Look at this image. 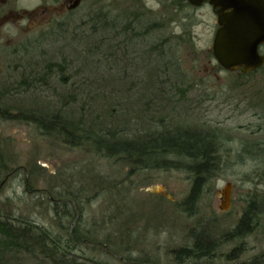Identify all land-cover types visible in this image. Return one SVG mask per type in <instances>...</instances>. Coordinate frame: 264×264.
Returning <instances> with one entry per match:
<instances>
[{
    "label": "rangeland",
    "instance_id": "rangeland-1",
    "mask_svg": "<svg viewBox=\"0 0 264 264\" xmlns=\"http://www.w3.org/2000/svg\"><path fill=\"white\" fill-rule=\"evenodd\" d=\"M139 1L134 9L140 12L151 9L154 12L152 16H156L157 13L163 15L162 11L166 10L158 6L156 0ZM90 2L92 0L83 1L74 16L70 27L79 25L76 31L83 29L81 22H77V16L85 15ZM36 4L33 0H19L17 6L28 10L29 14L10 25L0 26V85L14 79V66H25L27 70L29 58L36 54L35 59L39 60L41 52L54 44L43 39L47 26L53 22L45 23L48 16L34 11ZM131 4V0L99 1V6L112 16H119ZM177 16L176 24L158 34L166 37L172 32L183 37L181 47L176 51L175 48L168 51L175 38H171L165 46L168 53L175 52L180 59L178 65L174 64L178 72L174 75L176 78L171 73L170 79H177L182 87L189 86L186 100L175 104L178 105L173 113L176 118L170 123L214 131L221 158L216 175L204 187L196 211L186 216L178 206L187 195L191 182L184 169L146 170L130 176L129 167L97 157L91 151L72 148L53 138L41 136L24 122L0 119V139L6 143L9 159L15 167H20L14 174L0 180V214L3 217L14 219L16 223L21 219L29 220L46 230L55 231L61 226L69 228L78 211L91 235L108 243L109 250L115 251L118 256L126 258L130 255L139 264H190L174 262L168 251L185 242L190 243L192 238L187 236L189 228H208L213 238L220 241V247L211 259L191 261L192 264H244L250 263L254 257L264 262V217L242 239L245 251L238 259L231 262L225 260V254L236 246L237 241H226L224 238L225 233L235 226L250 197L253 196L256 202L261 201L264 213V147L259 148L258 154L251 149L255 147L254 142L264 146V68L239 78L238 70L229 72L219 67L211 52L217 23L209 5L183 6L178 9ZM70 32L68 30L66 36ZM145 58L146 55H143L142 61ZM142 61L137 64L138 68L142 67ZM160 64L159 60L145 68L144 76L150 77V84L155 83L156 67ZM82 77L65 81L68 84L81 83ZM165 78L161 77L162 80ZM237 81L239 84H236ZM98 87L107 94L113 90L107 85ZM122 90L134 95L139 88L127 85ZM115 99L114 96L109 98L112 102ZM119 99L121 103L125 100L124 97ZM168 101L174 103L170 95ZM151 106L155 109L156 100L151 102ZM117 108L120 110L121 106ZM166 108L170 111L171 107ZM141 112L134 110L129 115L134 123ZM155 113L150 115H163L159 111ZM133 126L136 128V124ZM126 132L129 133V130ZM55 176L56 179H53ZM228 183H231L230 206L227 211H221L222 196L219 191ZM54 201L63 202V205L66 201L73 203L74 215L70 220L63 213L55 212L50 204ZM129 213L133 215L135 228L143 225L144 234L141 239L130 243L131 253L123 249L124 244H128L124 236V215ZM96 221L99 227L94 224ZM34 252H23L17 260L8 264H37L45 255L37 250ZM84 253L100 264H126L118 258L104 255L101 249L86 250Z\"/></svg>",
    "mask_w": 264,
    "mask_h": 264
},
{
    "label": "trees",
    "instance_id": "trees-1",
    "mask_svg": "<svg viewBox=\"0 0 264 264\" xmlns=\"http://www.w3.org/2000/svg\"><path fill=\"white\" fill-rule=\"evenodd\" d=\"M99 1L92 0L85 15L77 16V22H81L83 28L80 31H76L79 25L70 27L75 15L47 26L43 39L54 43L51 48L41 52L39 60L35 59L36 54L29 58L27 70L25 66H14V79L0 85V119L24 122L41 136L129 167L130 176L146 170L184 169L191 182L187 195L178 206L186 216H191L205 185L216 175L221 162L220 150L216 147L214 131L170 123L176 118L173 113L178 105L175 104L186 100L185 94L189 92V86L182 87L177 79H170L171 73L173 76L178 73L174 64L178 65L180 59L175 52L168 51L179 49L183 37L172 32L166 37L158 36L178 22L179 8L190 5L186 0L163 2V7L168 10L162 11L163 15L152 16L151 9L135 10L140 1L131 0L129 8H124L119 16H112L99 6ZM68 30L71 32L66 36ZM171 38L176 40L167 51L165 46ZM143 55L147 58L142 61ZM159 60L161 64L156 67L155 83L150 84L151 79L144 76V70ZM140 61L143 65L138 68ZM256 72L247 75L238 72V76L247 77ZM80 76H83L81 83L65 81ZM99 85L111 86L113 90L107 94L98 90ZM127 85L138 86L139 90L134 91L137 94L129 95L130 92L122 90ZM169 95L174 103L168 101ZM16 96L18 98L14 99ZM112 96L116 98L114 102L109 100ZM120 97L125 98L123 103ZM154 100L155 109L151 106ZM134 101V105H130ZM169 106L170 111L166 108ZM165 108L167 110L163 111ZM134 110L142 111L136 123L129 116ZM155 110L163 115H150ZM19 168L9 159L6 143L0 139V180ZM70 199L73 201L74 197ZM59 202L50 203L57 214L61 212L67 219L74 215L72 203L63 205ZM262 217L261 201L256 202L253 196L250 197L235 226L224 235L226 241H237L236 246L225 254L226 261L238 259L245 251L242 239L254 230ZM75 232L76 227L73 234ZM188 232L187 236L192 238L190 243L185 242L168 251L174 262L192 264L191 261L211 259L221 244L213 238L212 231L192 227ZM49 237L46 229L38 224L23 219L16 223L0 214V264L17 260L23 252L35 254L36 250L55 264H64L65 259L52 248L54 244L46 240ZM261 262L254 257L244 264H264ZM65 264L87 263L68 257Z\"/></svg>",
    "mask_w": 264,
    "mask_h": 264
},
{
    "label": "water",
    "instance_id": "water-1",
    "mask_svg": "<svg viewBox=\"0 0 264 264\" xmlns=\"http://www.w3.org/2000/svg\"><path fill=\"white\" fill-rule=\"evenodd\" d=\"M193 7L207 3L216 16L217 28L211 52L225 71L248 74L264 64L259 45L264 44V0H186ZM75 0L71 8L78 6ZM231 183L219 191L220 210L230 206Z\"/></svg>",
    "mask_w": 264,
    "mask_h": 264
},
{
    "label": "flooded vegetation",
    "instance_id": "flooded-vegetation-1",
    "mask_svg": "<svg viewBox=\"0 0 264 264\" xmlns=\"http://www.w3.org/2000/svg\"><path fill=\"white\" fill-rule=\"evenodd\" d=\"M33 1L37 2L34 11L36 12L40 11L41 14L43 15L46 14L48 16V18L45 20L46 21L45 23L48 25L54 21L63 20V19L67 20L69 16L71 17V15H75L76 12L79 10V7L85 0H80L79 5L74 8H71V6L73 5L75 0H33ZM156 1L158 6L164 8L163 2H169L170 0H156ZM17 2H19V0H0V26L4 27L6 25H10L13 22L19 21V19H23L26 15L29 14L28 10H25L17 6ZM206 5L208 4L206 3ZM258 52L259 54L264 56V44L259 45ZM261 68L256 69L255 71L252 72L259 71ZM254 143L256 148L255 151L258 154L259 148L264 146L257 144V142ZM220 199L222 200V197H220ZM67 201L65 202V204L67 203ZM59 203L63 204V202H59ZM80 217L81 214L78 211H76V215H74V218L71 221L69 228L65 227L55 231L46 230V232L50 234V237L47 238L46 240L54 244L52 245V248L54 249V251H56L57 255L65 259L64 260L65 263H66V259L70 257V258H75L77 262H85L87 264H100L97 261L90 259L87 256V254L84 252H86V250L90 251L94 249H101L104 255H107L111 258H118L123 263L139 264V262L133 260V258L130 255L126 256V258H122L121 256H118L115 253V251H110L108 248V243L106 242L103 243L102 240H97L95 235H91V233H89V229L85 227ZM124 217H125L124 224L126 226L124 236L126 237L128 244L127 246H125L124 244L123 249L125 250V252L131 253L129 251L130 243H132V241H135L137 239H141L144 236L142 231L143 225L139 224L138 228H135V226L132 224L133 215L130 213L124 215ZM94 224L97 227H99L100 225L99 222L97 221ZM74 227H76V232L73 234ZM85 234L88 235L90 234L91 237H84ZM115 248H118V246L115 245ZM37 264H55V262L48 260L47 256H44V258L40 259V261L37 262ZM143 264H148V263L145 262Z\"/></svg>",
    "mask_w": 264,
    "mask_h": 264
}]
</instances>
